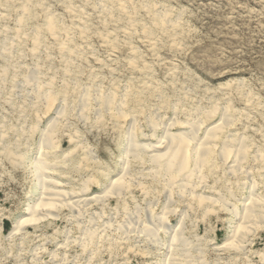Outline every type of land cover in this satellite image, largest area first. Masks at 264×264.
<instances>
[{"label":"rangeland","instance_id":"374dc122","mask_svg":"<svg viewBox=\"0 0 264 264\" xmlns=\"http://www.w3.org/2000/svg\"><path fill=\"white\" fill-rule=\"evenodd\" d=\"M0 7V264H164L168 258L165 244L171 235L159 230L156 242L151 243L143 226L150 215L162 212L168 192L146 178L140 168L147 166L139 163L130 165L128 181L132 183L121 191V198L91 201L77 210L80 213L62 206L52 211V218L24 225L13 238L7 236L26 208L38 201L40 191H35L32 169L40 152L39 136L49 120L57 118L53 147L45 153L55 165L56 175L50 179L74 189L91 175L97 183L89 186L88 196H103L110 181L125 168L129 131L151 135L148 118H154L159 125L155 137L161 138L168 121H185L190 114L195 117V109H214L204 128L216 123L221 113H228L231 125L223 136L229 132L244 136L246 174L230 175L216 159L212 169L203 170L200 183L192 182L197 195L203 191L214 199L223 198L222 202L197 206L189 196L172 189L169 208L174 214L169 220L172 226L180 221L184 225L182 235L197 247L191 254H200L197 264H264L263 227L242 239L240 251L213 249L228 239L230 226L241 220L233 210L241 211L248 198V187L242 188L249 185H244L247 175L257 182L256 192L264 195L260 173L254 170L261 159H253L255 152L264 155V0H0ZM156 12H165L173 23L162 28L155 25ZM51 20L55 25L48 31L46 24ZM33 72L39 75V90L53 92L51 108L38 102L23 82ZM85 88L91 97L97 91L115 93V101L123 97V111L132 113L123 116L125 120H117L109 111L101 112V117L92 101L80 112L79 97ZM61 108L63 113L57 116ZM171 128V132L178 129ZM127 220L134 227L125 224ZM108 222L105 230L102 225ZM89 224L98 232L112 233L118 242L109 239L92 245L91 254L80 251V230Z\"/></svg>","mask_w":264,"mask_h":264},{"label":"bare ground","instance_id":"6f19581e","mask_svg":"<svg viewBox=\"0 0 264 264\" xmlns=\"http://www.w3.org/2000/svg\"><path fill=\"white\" fill-rule=\"evenodd\" d=\"M101 7H102V4H101ZM0 8H2V7H0ZM165 14H166L165 12H156L155 16L153 15L155 17V19L153 17V22H155V25L160 26L162 28L164 25H166L165 23H173L172 21L167 19L168 15L166 16ZM22 18H20V20ZM22 21L23 20H21V23H22ZM53 24L55 25L54 22L52 23V20H51V22H48L46 24V28L48 29V31H52L53 30ZM54 29H56V28H54ZM15 32H16V29H15ZM17 33L18 32H16V34ZM59 35H57V36L59 37ZM26 36L28 37L27 34H26ZM38 40H39V38H38ZM61 44H62V42H61ZM61 44L59 46H61ZM33 48H32V50H35V48L34 49ZM38 49L39 48H37V50ZM33 52H36V51H33ZM1 54H3V53H1ZM11 54H10V57H12ZM1 56H3V55H1ZM5 64H7V63H5ZM11 68L13 69V67H11ZM36 75L37 74H35L34 72L31 73L30 75H28V76H26L24 78L25 80H23V82L31 87V93H33L34 98L38 102H43V105H45L47 108H51V106H53L52 105L53 98H55L53 96V92H51L50 89L49 90L46 89V91L42 90L43 92H41L39 90V88L41 87V86H39V84H40V82L38 80L39 75L38 76H36ZM20 76H22V75H20ZM43 89H44V87H43ZM94 90L96 91V88ZM98 90H99V88H98ZM89 92H90L89 89L85 88L83 93H82V95H81V97H79L80 99H79V103H78V110L80 112H82L83 110L88 108L90 106V101H92L94 106L96 107V110H97L96 112H97L98 116L101 114V112H104V111L108 112L109 111V112L113 113V115H114V117H116V119L118 118L119 120H121L120 118H122L123 116H126L128 114L130 115L132 113V111H130L131 113L128 112V114H127L125 112V109L123 111V107L122 106L125 104V102L123 101L124 98L123 97L122 98H118V100L115 101V99L113 97V96H117V95H114L115 93L112 95V93L103 94L102 92L97 91V92H94L95 94L93 95V97H91L92 93L90 94ZM99 92L102 93V94H100ZM125 92H129V90L127 89V91H125ZM122 95H123V92H122ZM125 95L126 94H124V97H125ZM129 96H130V94H129ZM123 102H124V104H123ZM155 108H158V107H155ZM62 109L63 108L57 110V112H56L57 116H60L63 113ZM131 110H133V109H131ZM209 110L208 111H204L203 110L204 112L203 111L201 112V109H195L193 111L195 117H191V114H190V116L185 121H178V119L177 120L176 119H171L170 122L168 121V124H166L164 127L162 126L164 131H163V136L161 138H156L157 136L155 137V135H156L155 133H156V130L158 129L159 125L156 123L157 121H155L154 118L153 119L152 118H148V124H149L150 130H151V135L136 134L133 130L129 131L127 133V135H126L127 136V138H126L127 139V147H126V150H125V160H124L125 168H124V170H123V172L121 173L120 176H118L117 178L112 179L110 181L109 187L107 188V190L104 191L103 196L102 195L101 196L100 195H96V194L88 196L89 193H90V189H89L90 187L89 186L91 184L97 183L96 179L93 178L91 175L86 176L85 180L82 183H80L78 187L75 186L77 188H74V189L73 188L72 189L71 188L70 189H66V188H64V186L60 182H58L56 180H52V178L50 179V177H53L56 174L54 172L55 170L52 168L54 164L49 160V157L45 153L47 152L46 150L51 149L53 147V145H52V133H53V131L55 129L54 127H55V124L57 123L56 122L57 118L54 117L53 119L49 120L47 122L44 130H42V132H41V134L39 136L40 137L39 138V141H40V143H39L40 144V152L36 156V160L34 161V166H33V169H32V175H33L34 183H35L34 184L35 185V191H38V190L40 191L38 193V196H39L38 201H37V203L34 206L27 207L26 208V212L24 214L25 216L24 217H20L18 220H16L13 223L12 228H11V230L9 232V235L7 237L8 238H13L17 234L20 235V232H21V230H22L24 225H26V226L28 224H32L33 225V224L39 222L40 220H43L42 218H44V217L47 218V216H48V218H50V216L52 215V211H54L55 209H57L59 207L64 206V207H68L70 210L71 209H75L77 211L78 209L80 210L81 206L85 207L87 205V203H89L91 201H94V204H97V203H95V201H101L104 197H112V196H118V195H119L118 197H120V193L123 192L122 190L125 187H126V189H128L129 187L127 185L132 183V182L128 181L130 165H132L133 163H136V164L139 163V164H141L140 166H142V165L143 166L144 165L147 166L145 169H142L143 167L140 168V172L145 173L146 178H147V176H149V177H151L152 180L156 181L157 183H160V185H163L164 188H165V191L168 192L167 196H166V199H165L166 200L165 204H164V206L162 208L163 209L162 212L159 215L155 216V217H153L151 215H150V217L147 216V217H149V220L143 226V230L145 231L146 238L148 237L147 239H149V241H151V243L152 242L155 243L156 242L155 240H156V237H157V233H158L159 230L160 231L162 230L163 233L171 235L169 242L165 244V247H166V249L168 251V258L167 259L165 258L166 261L164 260L165 261L164 264H197L198 258L196 259V257L199 256L200 254L198 252L197 254H199V255L196 254L197 255L196 257H194L195 255L193 256L191 254L193 251H196L197 247H196V249H194L192 247V245H191L192 242L190 241L191 242V244H190L189 240L187 238H185L186 236L182 235V233H183L182 229H183L184 225L182 227V224H181V221H180L178 224H175V225L172 226V223L169 220V216L171 215V213L174 214L173 211H172V208L171 209L169 208V204H170V200H171L170 199V197H171L170 196V194H171L170 191L172 189H177L179 194H181L182 196L187 195V196H189L187 198H190L191 200L193 199L194 200L193 202H195V205H197L196 203H198V205L201 206V204H203L205 202H209V203L211 202L212 204L216 203L215 205H217L218 202H222L223 198L220 199V197H218V198L214 199L208 193H207V195H206V193L204 194L203 191H202V193L197 195L196 192L194 191L195 188H197V187H196V184L192 182L193 179L198 180V183H200L201 180L203 179V175H204V174H202L203 170L204 169H212V166L215 165V163H216L215 162L216 159H219L222 162V165L226 167V172L229 173L230 175H234V174H236L238 172L239 173L240 172L244 173L243 175L246 174L245 170L243 168V163H244V160L246 159V154L245 153H246V150H247V143L245 142L244 136L238 137L233 132H232L233 134L229 132V133H227L226 136H223V135H225L224 131L226 132V129H228V126L231 125L229 116L227 115L228 114L227 112H226L227 114L226 113H221L220 114V118L218 119V121L216 123L204 128L205 122H207V120H209L208 118H210L211 116H214V115H212L214 113L213 112L214 109L210 110V111ZM215 111H217L216 108H215ZM149 117H151V116H149ZM96 118H97V116H96ZM111 118L113 119L112 115H111ZM230 118H232V117H230ZM122 119L125 120L126 117H124ZM131 119H132V117H131ZM115 120H114V122H115ZM117 120H116V122H117ZM133 124L134 123L132 122V125ZM174 126L178 127V129H176V131H174V132L173 131L171 132V129H172L171 127H174ZM160 127H161V125H160ZM32 128H34V127H32ZM15 129H17V128H15ZM140 129H141V127H140ZM4 130L6 131V128ZM5 136H6V134H5ZM3 148L5 149V147H3ZM56 148H57V146H56ZM16 149H17V147H16ZM43 150H45V152H43ZM4 152L5 151H3V153ZM10 152H9L8 155H10ZM88 155H90V154H88ZM213 156H215V158ZM9 157H13V156L11 155ZM253 159H255V160H257V159L260 160L261 159L260 160L261 161L260 167L254 169V170L257 171L258 173H260L259 174L260 175L259 178H260L261 182L259 184H261L262 189L264 191V171H263V168H264V155L261 156L259 154V152H255V154L253 155ZM10 160H12V159H10ZM84 160L86 161L88 159H84ZM80 165L82 166V164H80ZM46 167H49V168L51 167L52 169H49V170L46 171V169H45ZM249 167H248V169H251ZM247 171H250V170H247ZM208 172H209V170H208ZM44 173H45V175H44ZM247 176H248V178H247L248 181H246L244 183V185H246L247 183L249 185L245 186V187H242V188L246 189L248 187L247 188L248 189V192H247L248 198H247V200L245 202H243L241 204L242 205V210L241 211H240V209H239V211L233 210V214L238 216L239 219H241V220L238 219L239 221H237L236 223L234 222L233 226H230L229 235L227 236L228 239H226L221 244L216 245L213 248L216 251H223V250L230 249V248L231 249L232 248H235V249L237 248L238 249L240 247L242 239H244V237L248 233H250V231L252 232V230H254V228H256V227H263L264 228V195H260V194H258L256 192L257 191L256 187H258V186H256L257 182H254L253 178H251L252 177L251 175H250L251 177L249 175H247ZM129 177H131V176H129ZM204 177H205V175H204ZM81 181H82V179H81ZM154 181H153V183H154ZM140 182H139V184H140ZM134 185L136 186V184H134ZM199 185H201V184H199ZM203 185H205V184H203ZM206 186H204L205 189H206ZM187 188H188V190H187ZM131 189H133V188H131ZM207 191H208V189H207ZM213 191H211V192H213ZM99 193H100V191H99ZM183 193H184V195H183ZM215 193H218V192H215ZM212 194H214V193H212ZM181 195H179V196H181ZM182 198H184V197H182ZM215 205L213 204L211 206H215ZM218 205H219V203H218ZM89 206H91V205H89ZM204 206H205V204H204ZM204 206H203V208H204ZM235 206H233V208ZM211 208H213V207H211ZM228 208H229V206H228ZM206 209H208V208H206ZM206 209H204V210H206ZM226 210L228 211V209H226ZM142 211H143V209H142ZM207 211H209V210H207ZM207 211H204V212L208 213ZM78 212L80 213V211H77V213ZM174 212H175V210H174ZM209 212H211V210ZM73 213H76V212H74V210H73ZM128 216H130V215H128ZM51 218H52V216H51ZM73 218H75V216ZM76 218H77V216H76ZM150 218H151V221H150ZM129 219H130V217H129ZM180 219H182V218H180ZM73 220H76V219H73ZM104 222H106V221H104ZM88 223L92 224V218L89 219ZM93 223H95V222H93ZM90 224L86 228L83 227L84 228L83 230H80V231H82L81 232V237L78 240V247H79L80 251L88 252V253L90 252V254H91L94 251H91V250L88 251V249L92 245L103 244L104 242L106 243V240L109 241V239L112 240V242L113 241L115 243H116V241L118 242V240H116V239H118V237L116 238V236H114L112 233H106L105 232V230H107L106 228H108L111 223H109V222L105 223V224L103 223L104 225H102V226L105 227L104 228L105 230L103 229L100 232H98L96 230L97 229L96 227L90 226ZM125 224H128V225L132 226L131 225L132 224V220L128 221ZM78 225L79 224H77V226ZM81 225H82V223H81ZM136 225H137V223L135 224V226ZM141 225H143V224H141ZM125 226H127V225H125ZM132 227H134V226H132ZM127 228H128V226H127ZM99 229H101V226H100V228H98V230ZM116 229H118V228H116ZM124 230L125 229H123V231ZM134 231H135V229H134ZM138 232H141V231L139 230ZM121 233L124 234L125 237L127 238V236H126L127 233L126 232H122L121 231ZM132 233H131V235H132ZM160 235H158V236H160ZM130 236L128 238H130ZM136 237H137V235H136ZM245 239H246V237H245ZM125 240L127 241V239H125ZM122 241H123V239H122ZM160 241H162V240H160ZM69 243L71 244V242H69ZM75 246H76V244H75ZM157 246H158V244H157ZM241 246L244 247V245H241ZM54 253H56V252H53V254ZM50 254H51V256L53 255L52 253H50ZM217 254H219V253H217ZM260 256H261V254H260ZM83 257H84V255H83ZM61 259H59V260H61ZM65 260H67V259H65ZM73 260H75V259H73ZM88 260H90V259H87V262H88ZM83 261H86V260H83ZM199 261H201V260H199Z\"/></svg>","mask_w":264,"mask_h":264}]
</instances>
